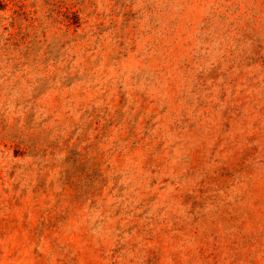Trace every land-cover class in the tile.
Returning <instances> with one entry per match:
<instances>
[{
	"label": "rangeland",
	"instance_id": "rangeland-1",
	"mask_svg": "<svg viewBox=\"0 0 264 264\" xmlns=\"http://www.w3.org/2000/svg\"><path fill=\"white\" fill-rule=\"evenodd\" d=\"M0 264H264V0H0Z\"/></svg>",
	"mask_w": 264,
	"mask_h": 264
}]
</instances>
